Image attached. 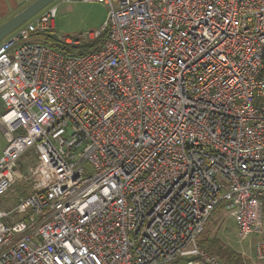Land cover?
I'll return each instance as SVG.
<instances>
[{
  "label": "built area",
  "instance_id": "1",
  "mask_svg": "<svg viewBox=\"0 0 264 264\" xmlns=\"http://www.w3.org/2000/svg\"><path fill=\"white\" fill-rule=\"evenodd\" d=\"M97 1L92 52L36 38L57 5L0 41V264H228L221 202L264 264V0Z\"/></svg>",
  "mask_w": 264,
  "mask_h": 264
},
{
  "label": "rangeland",
  "instance_id": "2",
  "mask_svg": "<svg viewBox=\"0 0 264 264\" xmlns=\"http://www.w3.org/2000/svg\"><path fill=\"white\" fill-rule=\"evenodd\" d=\"M34 1L35 0L23 1L17 10L21 11ZM53 5L58 6V13L52 34L59 38L69 37L83 41V35L91 31L99 30L108 16L107 6L103 2L97 0H53L45 8ZM2 112L3 108L0 106V114ZM7 143L8 137L5 130L0 125V156ZM29 156V161L27 163L22 162L21 164V169L26 176L30 174L29 169L35 166V161L30 153ZM32 183L33 181L16 182L11 194L17 196L19 193H23V191L27 192ZM261 208L263 216V233L259 238L264 239V199L261 200ZM207 227L211 229L213 234L215 233L218 235L227 245L239 251L253 254L254 245L258 236L252 235L242 242L239 241L236 236V224L232 216V211L227 208L225 202H221L213 211ZM186 259L185 256L178 262L170 264H186Z\"/></svg>",
  "mask_w": 264,
  "mask_h": 264
},
{
  "label": "trees",
  "instance_id": "3",
  "mask_svg": "<svg viewBox=\"0 0 264 264\" xmlns=\"http://www.w3.org/2000/svg\"><path fill=\"white\" fill-rule=\"evenodd\" d=\"M52 33V31L41 33L36 38L47 42L54 48L72 54H86L92 52L103 45L107 37V31H103L101 35L94 40L83 41L80 43H68L61 40L59 37L54 36ZM210 219L208 220L207 225ZM207 225L204 232L200 236L201 245L205 247L210 253L216 254L228 264H242L244 260L242 253L239 250L227 245L215 233L213 234L211 229L208 228ZM186 258V260H189L188 258L193 257Z\"/></svg>",
  "mask_w": 264,
  "mask_h": 264
},
{
  "label": "water",
  "instance_id": "4",
  "mask_svg": "<svg viewBox=\"0 0 264 264\" xmlns=\"http://www.w3.org/2000/svg\"><path fill=\"white\" fill-rule=\"evenodd\" d=\"M53 0H35L24 9L16 13L10 19L5 21L0 25V41L7 37L12 31L19 27L26 20L30 19L47 5H49Z\"/></svg>",
  "mask_w": 264,
  "mask_h": 264
},
{
  "label": "crops",
  "instance_id": "5",
  "mask_svg": "<svg viewBox=\"0 0 264 264\" xmlns=\"http://www.w3.org/2000/svg\"><path fill=\"white\" fill-rule=\"evenodd\" d=\"M23 1L26 0H0V25L19 12L17 9Z\"/></svg>",
  "mask_w": 264,
  "mask_h": 264
}]
</instances>
